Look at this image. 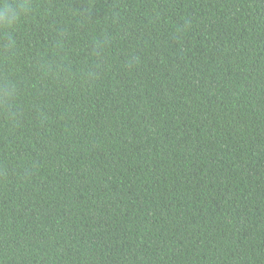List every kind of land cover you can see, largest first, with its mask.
<instances>
[{
    "label": "trees",
    "instance_id": "obj_1",
    "mask_svg": "<svg viewBox=\"0 0 264 264\" xmlns=\"http://www.w3.org/2000/svg\"><path fill=\"white\" fill-rule=\"evenodd\" d=\"M0 264H264V0H6Z\"/></svg>",
    "mask_w": 264,
    "mask_h": 264
},
{
    "label": "clouds",
    "instance_id": "obj_2",
    "mask_svg": "<svg viewBox=\"0 0 264 264\" xmlns=\"http://www.w3.org/2000/svg\"><path fill=\"white\" fill-rule=\"evenodd\" d=\"M30 6L27 3H14L0 0V19L12 24L20 13L29 11Z\"/></svg>",
    "mask_w": 264,
    "mask_h": 264
}]
</instances>
